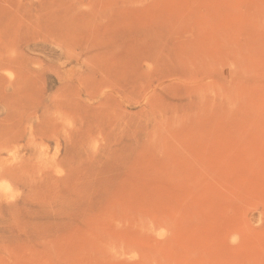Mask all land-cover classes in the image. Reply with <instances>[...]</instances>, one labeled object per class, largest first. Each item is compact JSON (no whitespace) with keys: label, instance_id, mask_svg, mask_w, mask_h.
<instances>
[{"label":"rangeland","instance_id":"rangeland-1","mask_svg":"<svg viewBox=\"0 0 264 264\" xmlns=\"http://www.w3.org/2000/svg\"><path fill=\"white\" fill-rule=\"evenodd\" d=\"M0 264H264V0H0Z\"/></svg>","mask_w":264,"mask_h":264}]
</instances>
